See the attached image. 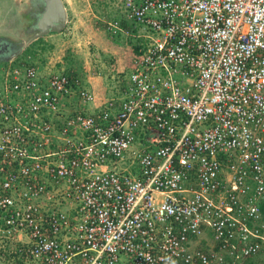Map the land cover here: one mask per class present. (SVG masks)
<instances>
[{
    "label": "built area",
    "instance_id": "2783aa9c",
    "mask_svg": "<svg viewBox=\"0 0 264 264\" xmlns=\"http://www.w3.org/2000/svg\"><path fill=\"white\" fill-rule=\"evenodd\" d=\"M136 51L0 65V264H245L264 246V0H103ZM100 77L101 74L98 73Z\"/></svg>",
    "mask_w": 264,
    "mask_h": 264
},
{
    "label": "rangeland",
    "instance_id": "374dc122",
    "mask_svg": "<svg viewBox=\"0 0 264 264\" xmlns=\"http://www.w3.org/2000/svg\"><path fill=\"white\" fill-rule=\"evenodd\" d=\"M75 1V5L72 7L74 12L70 11L69 22L64 26L66 27L64 32L70 37L75 35L76 39L86 42V48H89L90 53L95 54L93 58L96 60L90 64V70L93 73L101 74L105 81V87H107V94L112 95L115 90L120 88V83L117 81L122 75L111 69H117L118 64H121L122 72L125 71V74L128 72L127 65L135 52L134 39L132 36L114 37L105 31L104 22L111 20L116 13L109 9L103 0ZM23 2L25 0L21 1V5L16 6L14 3L10 4L9 0H0V38L12 42L17 60L35 64L43 71L50 58H55L56 54L53 53L54 46L41 38L33 43L30 42L36 36L35 34L39 33L35 24L41 12L40 3L42 0H28L26 1L27 6ZM25 12L31 16V20L29 25L26 28L25 25L21 30L19 29V18ZM10 26L13 29L10 30ZM64 40H66L65 36L60 39V42ZM26 43L31 44L29 47H24ZM57 49L60 50L57 52L61 58L67 60L74 58L72 57L73 53L67 54L65 47ZM78 54H82V50H79ZM245 264H264V246L255 258Z\"/></svg>",
    "mask_w": 264,
    "mask_h": 264
},
{
    "label": "crops",
    "instance_id": "0c3cea01",
    "mask_svg": "<svg viewBox=\"0 0 264 264\" xmlns=\"http://www.w3.org/2000/svg\"><path fill=\"white\" fill-rule=\"evenodd\" d=\"M9 1H10V4L14 3L17 6L19 4L21 5V1H23V0H9ZM26 1H28V0H25V2H23V4L27 6L28 3ZM75 2H76L75 0H62L64 9L66 12L65 26L69 22L70 11L74 12L72 7H73V5H75ZM71 15H72V13H71ZM7 27H9V26H7ZM9 29L11 30V29H13V27L10 26ZM64 30H66V27H64L63 31L60 33H49V34H46L44 36L38 37L37 39L34 40V41H36V40L41 38L43 41L54 46L53 53L56 54V56H55V58H50V61L46 64V66L43 70H44V72H47L51 69L54 72L56 70L66 69L67 71L77 73L79 76L81 74L80 77H81L84 85L90 91L93 92L95 99L92 102H90L84 106L80 105L79 103H76L75 105L72 106V108H77V109L85 110V111L87 110V111L91 112L95 109V107L99 106V104L101 102L110 98L111 94H107L108 91H107V87H105L104 79L102 77H100L96 72L93 73V71L90 70V64H92V62L96 61L93 58V55H95V54L90 53L89 48H86V42L85 41L82 42L81 40L76 39L75 35L73 37H70L69 35H67L64 32ZM64 36L66 37V40L60 42V39ZM34 41H32L31 43H33ZM30 44H28L26 47H29ZM62 46L65 47L67 54L73 53L72 54V57H74L73 59L67 60V59L61 58V56H59L57 51H60V50L57 48L62 47ZM79 50H82V54H78ZM101 51H103V50H101ZM88 60H90V61H88ZM119 62H120V59H119ZM111 70L116 71V73H120L123 71V67L121 66V64H118L117 69H111ZM92 73H93V75H92Z\"/></svg>",
    "mask_w": 264,
    "mask_h": 264
},
{
    "label": "water",
    "instance_id": "95a60500",
    "mask_svg": "<svg viewBox=\"0 0 264 264\" xmlns=\"http://www.w3.org/2000/svg\"><path fill=\"white\" fill-rule=\"evenodd\" d=\"M40 6L41 12L35 24L39 33L35 34L32 41L49 33L62 32L66 23V12L62 0H42ZM27 45L28 43L24 44V47Z\"/></svg>",
    "mask_w": 264,
    "mask_h": 264
},
{
    "label": "trees",
    "instance_id": "16d2710c",
    "mask_svg": "<svg viewBox=\"0 0 264 264\" xmlns=\"http://www.w3.org/2000/svg\"><path fill=\"white\" fill-rule=\"evenodd\" d=\"M12 43V42H11ZM7 39L0 38V65L5 64L7 60L15 56L16 50H14L13 45ZM134 51H136V47L134 46ZM69 74V71L66 72ZM264 218V206L261 209ZM248 260L247 262H250Z\"/></svg>",
    "mask_w": 264,
    "mask_h": 264
},
{
    "label": "flooded vegetation",
    "instance_id": "af4514ba",
    "mask_svg": "<svg viewBox=\"0 0 264 264\" xmlns=\"http://www.w3.org/2000/svg\"><path fill=\"white\" fill-rule=\"evenodd\" d=\"M36 4V3H35ZM37 6V4H36ZM33 17V16H32ZM31 20V16L27 15V13L25 12L24 14H22L19 18V29H23V27L25 26V28L27 27V25H29V21Z\"/></svg>",
    "mask_w": 264,
    "mask_h": 264
}]
</instances>
